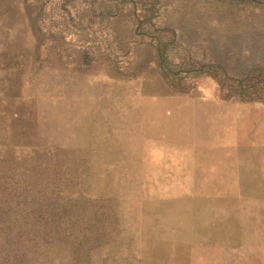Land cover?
Segmentation results:
<instances>
[{
  "label": "rangeland",
  "instance_id": "1",
  "mask_svg": "<svg viewBox=\"0 0 264 264\" xmlns=\"http://www.w3.org/2000/svg\"><path fill=\"white\" fill-rule=\"evenodd\" d=\"M163 2L183 8L174 24L199 55L264 68V0ZM69 6L0 0V161L55 159L38 182L98 210L99 227L44 264H264V99L226 96L209 75L179 91L155 63L129 70L108 26Z\"/></svg>",
  "mask_w": 264,
  "mask_h": 264
},
{
  "label": "trees",
  "instance_id": "2",
  "mask_svg": "<svg viewBox=\"0 0 264 264\" xmlns=\"http://www.w3.org/2000/svg\"><path fill=\"white\" fill-rule=\"evenodd\" d=\"M73 2L87 27L108 26L107 32L116 38L121 55H128L127 69L143 71L155 63L167 82L179 91L190 90L195 79L209 75L221 90L227 91L226 96L264 99V68L255 64L238 72L232 70L234 62L224 54L214 57L204 49L199 55L194 50L199 38H185L174 24L173 20L183 17V8L167 11L170 5L163 0H63V5L72 11L69 3ZM44 7L36 3L32 12L35 27L43 22ZM234 8L217 10L229 23L220 27L222 32L233 30ZM193 15L196 17L193 12L187 16ZM39 160L42 165L29 172L18 170L13 161H0V264H44L59 259L55 247L66 246L71 233L90 234L99 227L98 210L38 182L42 174H53L57 166L55 159Z\"/></svg>",
  "mask_w": 264,
  "mask_h": 264
},
{
  "label": "bare ground",
  "instance_id": "3",
  "mask_svg": "<svg viewBox=\"0 0 264 264\" xmlns=\"http://www.w3.org/2000/svg\"><path fill=\"white\" fill-rule=\"evenodd\" d=\"M244 161V160H243ZM246 161V160H245ZM255 169V168H254ZM164 244H165V242H164ZM160 246V245H159ZM164 247V246H163ZM165 248H166V246H165ZM163 249V248H162Z\"/></svg>",
  "mask_w": 264,
  "mask_h": 264
}]
</instances>
